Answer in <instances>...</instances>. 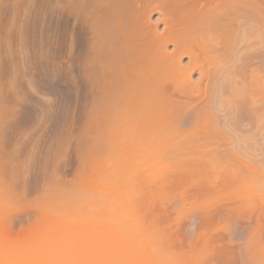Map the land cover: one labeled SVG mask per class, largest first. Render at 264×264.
Wrapping results in <instances>:
<instances>
[{"label": "rangeland", "instance_id": "obj_1", "mask_svg": "<svg viewBox=\"0 0 264 264\" xmlns=\"http://www.w3.org/2000/svg\"><path fill=\"white\" fill-rule=\"evenodd\" d=\"M69 1L0 0V264H157L159 262V264H170L169 262L175 264V261H177L176 264H264V175H262L264 170H262L263 172L260 171L264 167V161H261L264 160V154H262L264 151L261 148L264 147V144L256 134V126L254 129L256 108L261 110L260 107L254 103V106L248 107L251 109H247V111L246 106L240 105L241 109L235 106V112L232 107H229V112L226 108L222 114H218V117L216 114L218 111L214 112L211 108V95L201 98L193 89L194 85L201 83L199 90L202 92L200 88L202 87V80H199V72L193 69L189 73L191 81L189 83L193 85H191L193 88L191 86L186 87L184 91L172 90L171 88L169 90V87L167 88V94L169 93L167 95V98L169 97L168 104L174 110L179 106L184 111H188L175 115V111L172 109L174 122L170 116L172 115L171 112H164L165 114L162 113L161 116L155 118V122H157L158 117H161L159 120L160 132L162 135L166 134V136L163 135L159 142L157 141L160 147L155 148L153 155L148 152L149 147H144V144L147 143L145 140L142 141L143 143L141 142L138 150L137 148L134 149L135 133L131 134L132 131L135 132V126L133 128L135 123V98L132 97L133 95L135 97V70H133L132 75L130 73L123 78L120 74L117 75L118 70L120 66L125 68V61L128 62L126 68L130 67V64L135 67V33H137V39L139 40L151 41L153 39L156 41L157 37L163 39L162 34L167 32L163 36L165 39L162 43L164 52L171 55L175 54V48H173L175 42L171 37L172 35L168 36L171 33L168 32V28L169 31H172L170 30L173 28L172 26L175 24V29L176 24L179 25L181 21L178 18L175 21V17L174 23L171 21L173 16L169 15L171 13L168 11L170 10V0H119V2L116 0V3L118 2L120 6H123L127 16V20L122 27L124 29L121 28V32L129 36L128 41L124 37V42L126 41L127 44L131 41L128 44L132 46L127 45L129 49L126 48L128 51L125 49L127 53L123 54V50L118 49L117 51V42L115 45L117 48L113 47L108 53L106 45L100 41L103 36L100 37L101 34L98 33V29L92 27L95 25L91 26V21L93 17L94 20H97L105 15L106 19L104 18L102 22L107 25L108 22L105 24V21L107 20L106 14L109 7L107 5H103L104 8L101 5L98 6V4H101L99 0L96 5L97 0H92L93 3L91 0H85L86 4H89L88 7H90L88 11H85L80 6L79 1ZM164 1L167 2L163 3ZM74 3L76 4L74 5ZM180 3L191 4L192 1L180 0ZM205 3L206 0H202L200 6ZM71 5H74L73 9ZM95 6L98 9L100 7L101 15L99 11H95L97 9ZM73 10H76V13ZM166 15L170 17L167 18ZM82 16L87 17V20ZM168 19L170 24L172 22L173 25L170 26ZM165 21L168 22L167 24L171 28L168 26L166 30L165 25L167 24ZM110 34L113 37L118 36L117 32ZM91 40L94 43V48ZM95 41L98 42L99 50H102L103 46L106 49L107 52L104 51L106 58L104 52H102L103 57L100 56L101 59L97 58L101 54V50L97 54L95 50L98 49L95 46ZM145 48V45L138 47V49ZM257 49L247 52L248 55L245 54L244 59L239 58L240 63L238 64L241 68L237 69H241L239 72H241L242 77L250 83L252 77L253 79L258 78V76L259 78L262 76L261 79L264 78V68L261 60L263 54L260 55V49L259 51ZM179 50L182 49L179 48ZM114 51L122 52V56L120 53L115 52V61ZM176 52L178 54V51ZM196 53L201 65L205 67L209 58L204 56L200 50ZM119 55L122 58L119 59ZM178 55L181 66L187 67L189 55ZM90 57L94 58L93 61L91 60L92 62ZM95 58H97V61ZM87 61H90V63ZM94 62L97 65L99 62L101 66H97ZM103 62L107 64L105 69ZM110 68L111 72L114 71L115 73L108 74L111 73ZM101 69L105 70L106 75L103 74L104 71L102 72ZM109 75L110 77H108ZM253 79L251 86L246 82L251 88L248 87L249 94L253 99H255V96L257 100L259 97L261 98L259 104L262 105L263 111L264 91H262V88L264 90V87L261 88V86L264 85V79L261 81L260 87L257 85L260 81L257 79L258 82L255 80L254 84ZM101 82L105 85L103 86ZM124 83L125 86H123ZM94 85L97 87H93ZM112 85L120 89L115 88L112 91L114 87ZM255 86H258L261 90L257 91ZM104 88L106 91H104ZM117 92L119 93L117 94ZM259 92H262V94ZM120 95L125 96V98L122 97L124 100L121 99ZM130 95L133 99L129 98ZM111 106L117 108V111H112ZM205 106L211 108V114L207 109L204 111L203 107L205 108ZM242 108L245 110L243 109V111ZM191 110H198L199 115L197 112L195 114L191 112L192 114H190L189 111ZM258 110L257 112H259ZM212 111L218 119L215 115H212ZM237 111H240L238 112L239 117L236 114ZM205 112H208L207 115L211 116L212 126L208 124L211 118ZM185 113L190 114V116ZM129 114L131 115L129 116ZM115 115L118 118L120 116V119L121 116L123 118L125 115L128 124L129 121L130 124L131 121L133 122L132 126L129 125L128 127V124L124 127L121 126L119 123L121 120L116 119ZM192 115H195V117L197 115V117L194 118ZM249 116H252V119ZM222 117L226 118L223 119ZM113 118L114 120H112ZM191 118L194 119L191 120ZM227 118H229L228 122L226 121ZM231 118H233L234 125ZM235 122L237 125H235ZM222 123L227 130L220 127ZM114 124L116 127L119 125V129L120 127L123 130L130 128L129 132L128 130L123 131L122 134L125 138H122L125 141L122 139V143H118L121 138L118 137L119 139L116 140L115 134L119 135L117 131L120 130L118 127L113 129ZM249 127L252 128L246 131L245 128L248 129ZM231 129L237 132L235 135L238 137H233L237 140L236 142L228 132ZM103 131L109 134L113 132L112 134L115 136L114 149L109 147V150L113 149L115 151L113 152L117 154L115 157L110 158L113 152H109L108 147L105 150L106 147L102 149L103 147L97 146ZM127 132H131L128 136L133 137V139L130 137L133 143L132 141L129 142ZM247 135L253 136L254 139L251 137L252 140L249 139V141ZM173 140L176 144L170 143L172 145L170 151V148L167 149L169 147L167 144L173 142ZM239 140L240 142H238ZM183 144L186 145L182 146ZM129 147H131V150ZM247 147L262 159L254 157L255 154L252 153V155L251 150ZM122 148L125 151L122 152ZM174 149L179 152V155H173L176 153H172V150L175 151ZM103 150L106 153L109 152L110 155L112 154L111 156L108 155L110 159L116 158L118 162L115 163V160H110L106 157L107 155L103 157L102 153L105 155ZM116 151L118 152L116 153ZM139 153L143 156L147 154L149 158L152 157L153 161L156 159L157 162L150 164L153 161L148 163L149 160L145 157V159H141L142 155L138 156V159H140L138 160L136 157ZM163 153L165 155L166 153H172L171 159ZM242 153L243 155H241ZM231 154H233V157H230ZM237 155L241 156L237 157ZM131 159H135V162ZM132 164H135L134 166L138 170L141 167V171L132 174L133 170L132 173L129 171L131 168L134 169L131 166ZM87 168H90V170L87 171ZM125 168L128 177L130 176L129 179L132 178L129 181L127 177L124 178L127 175ZM137 168L134 171H137ZM114 170L118 173H115ZM152 173L154 174L152 175ZM113 176L117 177L116 181ZM262 176L263 182H261V185L259 180ZM111 178L115 182L111 181ZM117 181L118 183H116ZM111 182H113V185L117 184L116 187H118L112 186ZM119 183L121 184V190L119 189ZM135 183H137L138 188ZM111 186L114 188H111ZM122 186H124V189L128 186L126 190L129 191L126 192L125 190L123 192ZM73 189L76 191L72 192ZM68 190L67 196L71 192L74 195L75 193L82 195V198H84L85 193L92 195L94 192L97 193L94 194V198L97 195L99 196L100 192L103 197L105 192L104 199L106 196H108L107 199L111 195L114 196L113 190H116L115 193L118 198H116V195L112 196L115 199L114 202L111 201V198L110 203H108L109 200L107 199L104 200L100 197L103 200L99 202V197H96L99 198L97 200L91 196L90 201L95 200L92 202L95 206H89L92 203L86 202L87 205L80 204L81 207L77 205V208L80 207V209H77L75 205L79 198L73 200L76 197L75 195L72 198L73 194H70L73 195L70 196L71 198L69 197L70 199L66 198L65 193ZM77 190L79 193H77ZM107 190L110 191H108L109 194ZM118 191L126 194L121 193L119 195L117 194ZM62 193L65 195L63 196ZM122 195L123 198L126 195V198L129 197L125 198L127 201L124 199L126 202L123 200L122 203ZM88 197L90 196H87L85 201H89ZM46 199H49L48 201H51V203L49 204ZM59 199L64 201H59ZM129 199L130 201H128ZM133 199L138 201L136 206ZM85 201L82 200V202ZM119 201L123 204L121 209L125 207L128 211L131 206L133 213L130 208L131 212L128 211L125 215L124 213L121 215V212H124L122 210L120 212L121 216L118 215L119 217L116 218L120 211V208L118 211V207H116V202ZM131 201H133V206L130 205L132 204ZM66 203H69V205ZM43 204L46 205L43 206ZM70 204H75L74 209ZM85 206L91 208L86 211ZM109 206L112 207V210ZM113 208L117 209L118 212L114 211ZM62 209L64 210L63 213L61 212ZM109 210L114 211L113 214ZM74 211V217H72ZM78 211L79 213L83 212V214L79 216ZM66 212H70L68 213L70 215L68 216ZM108 213L111 214V218H108ZM131 213L136 216L132 215L131 217ZM113 215L114 219L112 218ZM129 215L128 219L127 216ZM67 216L70 218H67ZM127 223L132 224L133 227L126 226ZM119 225L126 226L125 229L128 233L123 232L124 228L123 230L118 229ZM144 227H147V229L143 230ZM135 228L136 230L142 228V230H137L139 236L136 233L133 234L136 231ZM142 236L148 239L144 240ZM149 238L151 239L149 240ZM142 240L144 241L141 242ZM140 244L141 246H139ZM144 246H148V249ZM144 248L147 250H144ZM150 251L151 253H149ZM157 252H160L161 255ZM166 255L165 263L163 257H166ZM248 258L255 261L250 262ZM158 260L160 261L157 262Z\"/></svg>", "mask_w": 264, "mask_h": 264}, {"label": "bare ground", "instance_id": "obj_2", "mask_svg": "<svg viewBox=\"0 0 264 264\" xmlns=\"http://www.w3.org/2000/svg\"><path fill=\"white\" fill-rule=\"evenodd\" d=\"M72 1V0H71ZM75 1V0H74ZM73 1V2H74ZM76 1H79L80 2V6L85 10V11H88V9H90V7H88V5L86 4V2H85V0H76ZM88 1V0H87ZM92 1V0H91ZM91 1H89V2H91ZM100 2H101V4H98V0H97V3L95 2V5L96 4H98V6H103V5H107L108 7H109V11L107 12V14L106 13H104V12H106V10H104V9H102V10H104V14H106V17H107V20H109V21H105V24H107V22H108V24L107 25H104L103 24V22H102V20L104 21V18H105V15H103V13H102V15L104 16V17H101L100 19H101V21H100V19L98 18L97 20H94V17H93V20L92 21H94V22H92L91 21V26L92 25H95V26H92V27H96L95 29L98 31V33L99 34H101L100 35V37H102L103 36V38H100V41L101 42H103L104 43V45H106L105 47H107L106 49H108L107 51H108V53H110V50L113 48V47H115V45H116V43L118 42V48H117V46L115 47V48H117V51H118V49L120 50V51H122L123 50V54L124 53H127V52H125V49L126 48H128V46L127 45H129L130 43L129 42H131V41H129L127 44L125 43L126 41H128V37L129 36H127L126 35V33L124 34V32H121L122 31V29H124V28H122L123 27V25L125 24V22H126V20H127V16H126V12H125V10H124V8H123V6H120L119 4H118V2H119V0H118V2L116 3L115 1L116 0H99ZM168 1V0H167ZM166 1V2H167ZM192 1V3L191 4H185V3H183V4H181L180 3V0H170V3L171 4H169L170 5V10H168L169 11V13H171V14H169V13H166V14H169V15H171V16H173L172 18H173V20H172V18H171V21L174 23V17H175V21L177 20L176 18H178V20L179 21H181V23L179 24V25H177L176 24V28L174 29V26H175V24H174V26H172L173 28L172 29H170V30H172V31H169V28H168V26H169V24H170V20H169V24H167L168 22L167 21H165L166 22V24L167 25H165V28H166V30H167V28H168V32L170 33H168L169 35L168 36H171L172 37V39H173V41L175 42L174 44H175V47L173 46V48H175V51H174V53L175 54H173V55H171L170 53L169 54H166V53H168V52H164L165 50L163 49V45H162V43L165 41V39H164V35L167 33H165V34H162L163 36H162V38L163 39H161L160 37H157V40L156 41H154L153 39L150 41V40H139V39H137V33H135V67H132L131 66V64L129 65L131 68H133L132 69V71H131V68L130 67H128V68H126V66H128V62L127 61H125V68L124 67H122V66H120V72H119V70H118V74L117 75H121L122 76V78L123 77H125V76H127V75H129L130 73H131V75L133 74V70H135V90H134V94H135V97H134V95L132 96L133 98H135V112H134V115H135V123L133 124V122L131 121V124H133V128H134V126H135V129H134V131L135 132H133L132 131V134H131V132L130 133H128L129 132V130H130V128L129 129H127L128 130V132H127V137L130 139L129 140V142L130 141H132L131 140V138L130 137H132V136H128L129 134H131V135H133L134 133H135V137H134V142L135 143H133V141H132V143L133 144H135V147H134V149H136L137 148V150H138V147L140 146V144H141V142L142 141H144L145 140V142H147L146 144H144L145 146L144 147H149V151L148 152H150V154L151 155H153V151L155 150V148H159L160 147V145H158V143H157V141L159 142V139H161V137H163V135L164 136H166V134H161V132H160V128H161V125H160V123H159V120L161 119V117H158V119H157V122H155V118L157 117V116H161L162 115V113L163 114H165V113H168V112H171V114H172V109H173V107L172 106H170L168 103V100H169V97L167 98V95H169V93L167 94V88L169 89V90H179V91H184L185 89L184 88H186V87H190L192 84H190L189 83V81H190V74L189 73H191L192 71H193V69H195V70H197V72H199L198 73V76L200 77L199 78V80L201 81L202 80V87H200L201 89H202V92H200V90H199V85H201V83L198 85H194L195 87L193 88L192 86V88L195 90V92L197 93V94H199L198 95V97H201V98H206V96H209V95H211V98H212V107L211 108H213V111L214 112H217L216 114L218 115V114H222V112L223 111H225V109L226 108H228L227 110H228V112L230 111L229 110V107H232L233 108V110H234V108L236 109V107L235 106H237L238 107V109L240 108L241 109V106L240 105H244V107L246 106L247 108H246V110L247 109H251V108H248V107H250L251 105H253L254 106V103H255V105L256 106H259L260 107V109L261 110H258L256 107V113H255V117H256V119H255V121H256V123H257V125H256V123H255V125H254V129H255V126H256V128H257V132H256V134H257V136H259V138L262 140V142H263V144H264V110L262 111V108L263 107H261L262 105L261 104H259V103H261V98L259 97V99L257 100V97L255 96V99H256V101H255V99H253V97L249 94V90H248V87L250 88V86H251V84H252V79H253V77H252V79H251V83L250 82H247V80L246 79H244L243 77H242V74H241V72H239V70H241V69H237V68H241L240 67V65L238 64V63H240L239 61H240V59L242 58V59H244L248 54H247V52H249V51H251V50H253L254 49V51H255V49L256 48H258L257 50L259 51V49H260V55L261 54H263V55H261V56H263V58L261 57V60H262V63H263V68H264V0H206V3L204 4V5H201L200 6V2L202 1H200V0H191ZM68 2H70L69 0H68ZM99 2V3H100ZM103 2H105V3H103ZM121 2V1H120ZM125 2V1H124ZM165 1L163 2V3H166ZM92 3H93V1H92ZM169 3V2H168ZM76 3H74V5H75ZM77 4H78V2H77ZM123 4V3H122ZM121 4V5H122ZM73 5V6H74ZM72 6V5H71ZM72 6V9L74 8ZM125 6V5H124ZM168 6V5H167ZM80 7V10L82 9ZM95 7H97V6H95ZM107 7V8H108ZM169 7V6H168ZM78 8V7H77ZM103 8H104V6H103ZM106 8V7H105ZM106 8V9H107ZM91 9H92V6H91ZM99 9H100V7H99ZM99 9H98V7H97V9H95V11L97 10V11H99ZM169 9V8H168ZM94 10V9H93ZM73 11H75V13H76V10H73ZM167 11V12H168ZM93 13H94V11H93ZM101 13V10L99 11V14ZM79 13L77 12V15H78ZM95 14V13H94ZM96 14H98V13H96ZM160 14V13H159ZM81 15V14H80ZM79 15V16H80ZM101 15V14H100ZM127 15H129V13H127ZM162 15V14H161ZM87 17H88V15H86ZM97 16V15H96ZM164 16V15H163ZM163 16H161V17H163ZM82 17H85V16H82ZM87 17H85L84 19L85 20H87ZM98 17V16H97ZM165 17H167V18H169L170 16H168V15H166ZM167 18H166V20H167ZM106 19V18H105ZM111 20V21H110ZM160 20H162V19H160ZM163 20H164V18H163ZM112 22V23H111ZM164 22V21H163ZM171 22V24H170V26L171 25H173V23ZM93 23V24H92ZM165 24V23H164ZM87 25V24H86ZM169 26V27H170ZM122 28V29H121ZM171 28V27H170ZM94 29V28H93ZM89 30V29H88ZM95 30V31H96ZM96 31V32H97ZM101 31H102V33H101ZM92 32V31H91ZM114 32H117L118 33V36H111V34L110 33H114ZM126 32V31H125ZM104 33V35H102ZM92 35V34H91ZM124 37H126V41L124 42ZM92 38H94V37H92ZM91 38V39H92ZM170 38V37H169ZM171 39V40H172ZM130 40V39H129ZM91 42H92V40H91ZM100 42V43H101ZM93 43V42H92ZM96 43H97V45H96ZM99 45H101V44H99ZM141 45H145L146 46V48L145 49H138V47L139 46H141ZM93 48H94V43H93ZM95 46H97L96 48L98 49V50H95V51H97V54H99V52H100V50H99V48H98V42L97 41H95ZM102 46V45H101ZM127 46V47H126ZM130 47L132 46V45H129ZM89 47V46H88ZM115 48H114V50H115ZM179 48H181L182 50H179ZM104 46H103V48H102V50H101V54H99V57H97L96 56V54H95V56L97 57V58H99V59H101L103 56V54H102V52H107L106 51V49H104ZM129 49V48H128ZM94 49H92V51H93ZM199 50L201 51V53L204 55V56H206L207 58H209V61H208V63L206 62V66L205 67H203L202 65H201V62H200V60H199V58L197 57V53L196 52H199ZM256 50V51H257ZM113 51V50H112ZM117 51H114V53L115 52H117ZM126 51H128L127 49H126ZM176 51H178V54H188L189 56H188V66L186 67V66H181V64H180V61H178V59H179V55L177 54V52ZM90 52H91V50H90ZM94 52V51H93ZM105 52H104V56H105ZM262 52V53H261ZM95 53V52H94ZM113 53V52H112ZM118 53H120L121 54V56H122V52H117V54ZM91 54H93V53H91ZM90 54V55H91ZM245 54H246V56H245ZM94 55V54H93ZM114 55V54H113ZM125 55H127V54H125ZM125 55H123V56H125ZM100 56H101V58H100ZM115 56H116V53H115V55H114V61L116 60L115 59ZM120 55L118 56L119 57V59L120 58H122ZM244 56V57H243ZM108 57V56H107ZM91 59H90V61L92 60V59H94V58H92V57H90ZM97 58H95V60L97 61ZM105 58H106V56H105ZM104 58V59H105ZM110 58V57H109ZM113 58V57H112ZM125 58V57H124ZM240 58V59H239ZM89 60V59H88ZM94 60V61H95ZM113 60V59H112ZM111 60V61H112ZM126 60V59H125ZM90 61H87L88 63H90ZM93 61V60H92ZM91 61V62H92ZM95 61V62H96ZM99 61H101V60H99ZM119 61V60H118ZM237 61V62H236ZM86 62V63H87ZM94 62V63H95ZM106 62V61H105ZM109 62V61H108ZM117 62V61H116ZM104 63V62H103ZM107 63V62H106ZM106 63H104L105 64V67H104V69L106 68ZM119 63H120V61H119ZM92 64V63H91ZM96 65H97V63H95ZM95 64H93V65H95ZM103 64V65H104ZM122 64H124L123 62H122ZM121 64V65H122ZM235 64H237V65H239L238 67H237V65H235ZM97 66H101V65H99V62H98V65ZM96 66V67H97ZM121 67H122V70H121ZM99 68V67H98ZM100 68H102V67H100ZM112 68V67H111ZM111 68H110V72H111ZM124 68V69H123ZM135 68V69H134ZM96 69V68H95ZM93 70H94V68H93ZM102 70V72L104 71V73L103 74H105V70H103V69H101ZM109 70V69H108ZM116 70V69H115ZM261 71V70H260ZM95 72V71H94ZM106 72H107V70H106ZM109 72V71H108ZM113 73H115L114 71H112ZM112 72L111 73H108V74H112ZM91 73V72H90ZM96 73H98V72H96ZM261 73V72H260ZM264 73V72H263ZM106 75V74H105ZM110 75L108 76V77H110ZM264 75V74H263ZM260 76H261V74H260ZM102 76L100 75V78H101ZM106 77V76H105ZM112 77H114V76H112ZM112 77H111V79H112ZM262 77V76H261ZM261 77L259 78V76H258V78H256V79H253V81H254V84H255V80L257 81V79L260 81V82H258V84H257V82H256V84L259 86L260 84H262V80L264 79H261ZM120 78V77H119ZM118 78V79H119ZM121 78V79H122ZM109 79V78H108ZM115 79V78H114ZM125 79V78H124ZM104 80V79H103ZM123 80V79H122ZM97 81V80H96ZM118 81V80H117ZM117 81H115V82H117ZM120 81V80H119ZM249 81H250V79H249ZM264 81V80H263ZM104 83H105V81H103ZM103 82H101V83H103ZM109 82H111V81H109ZM108 82V83H109ZM124 82V81H123ZM191 82V81H190ZM249 83L250 84V86H248L249 84H247V83ZM103 83V86L105 85ZM122 83V82H121ZM194 84V83H193ZM253 84V85H254ZM96 85H97V83H96ZM110 85V84H109ZM131 85H132V82H131ZM100 86H102L101 84H100ZM103 86L101 87V88H103ZM112 86H114L113 88H112V91L113 90H115V88L116 89H120V88H117L115 85H112ZM118 86H119V84H118ZM122 86V85H121ZM123 86H125V83H124V85ZM133 86V85H132ZM256 87L255 86V88H256V90L258 91V90H261L259 87L261 86H259V87ZM91 87H92V85H91ZM93 87H95V85L93 86ZM97 87V86H96ZM95 87V88H96ZM129 87V86H128ZM262 87H264V85L262 84V86H261V88ZM109 88V87H108ZM107 88V89H108ZM171 88V89H170ZM254 88V89H255ZM258 88V89H257ZM127 89V88H126ZM133 89V88H132ZM251 89V88H250ZM253 89V88H252ZM127 90H130L129 88L127 89ZM256 90H255V93H256ZM104 91H106L105 90V88H104ZM103 91V92H104ZM118 91V90H117ZM120 91V90H119ZM125 91V90H124ZM262 91H264L263 90V88H262ZM254 92V91H253ZM96 93V92H95ZM119 92H117V94H118ZM259 93H261L262 94V92H259ZM109 94V93H108ZM115 94V93H114ZM123 94H124V92H123ZM128 94V93H127ZM116 95V94H115ZM96 96V95H95ZM99 96V95H98ZM115 97V96H114ZM119 97V96H118ZM120 97H121V99H123V98H125V96L124 95H120ZM123 97V98H122ZM126 97H127V95H126ZM131 97V95H130V99L132 98ZM128 98V97H127ZM132 98V99H133ZM101 99H103V98H101ZM105 99V98H104ZM107 99V98H106ZM96 100V99H95ZM114 100V99H113ZM124 100V99H123ZM129 100V99H128ZM203 100V99H202ZM99 101V100H98ZM110 101V100H109ZM108 101V102H109ZM117 101V100H116ZM132 101V100H131ZM130 101V102H131ZM112 102H114V101H112ZM126 102H127V99H126ZM129 102V103H130ZM100 103V102H99ZM117 103V102H116ZM121 103H123V102H121ZM109 104V103H108ZM207 104H209V103H207ZM110 105V104H109ZM122 105V104H121ZM128 105V104H127ZM126 105V106H127ZM210 105V104H209ZM116 106V105H115ZM129 106H131V105H129ZM103 107V106H102ZM101 107V108H102ZM207 107V108H206ZM111 108H112V106H111ZM115 108V107H114ZM112 108L113 110L112 111H117V108ZM211 108H208V106H205V108L203 107V109H204V111H205V109H207V111L208 112H210L211 111ZM254 108V109H255ZM103 109V108H102ZM119 109V108H118ZM202 109V110H203ZM244 108H242V110H243ZM253 109V108H252ZM107 110V109H106ZM174 110V109H173ZM222 110V111H221ZM233 110H231V111H233ZM245 110V109H244ZM243 110V111H244ZM257 110L259 111V112H257ZM95 111V110H94ZM132 111V110H131ZM175 115H179V114H183V112H187L188 110H186V111H184V109L182 108V107H179V106H177L176 108H175ZM198 111V110H197ZM196 110H191V111H189L190 112V114H192L193 112V114H195V112H197ZM212 111V112H213ZM219 111H221V113H219ZM241 111V110H240ZM240 111H237L236 112V114L238 115V112H240ZM242 111V112H243ZM248 111V110H247ZM250 111V110H249ZM252 111V110H251ZM128 112V111H127ZM127 112H126V114H127ZM165 112V113H164ZM192 112V113H191ZM208 112H205V114L207 115V113ZM214 112H213V114L212 115H215L216 116V114H214ZM234 112H235V110H234ZM253 112H255V111H253ZM246 113H248V112H246ZM125 114V113H124ZM132 114V113H131ZM131 114H129V116L131 115ZM185 114H188V113H185ZM190 114H188V116H190ZM197 114H198V112H197ZM202 114H203V112H202ZM204 114V116L206 117V115ZM210 114H211V112H210ZM230 114V113H229ZM228 114V115H229ZM231 114H234V113H231ZM240 114V113H239ZM254 114V113H253ZM120 115V114H119ZM118 115V116H119ZM199 115V114H198ZM247 115V114H246ZM249 115V114H248ZM247 115V116H248ZM252 115V114H251ZM107 116L109 117V115L107 114ZM117 115H115V118L116 119H120V116H119V118L118 117H116ZM171 116V119L173 120V114L172 115H170ZM194 118H196L197 117V115H196V117H195V115H192ZM208 116V115H207ZM233 117L235 116V115H232ZM243 116V115H242ZM244 116H245V113H244ZM247 116H246V118H247ZM113 117V116H112ZM204 117V118H205ZM209 118H211V116H208ZM208 117H207V119H208ZM214 117V116H213ZM217 117V116H216ZM218 117H219V115H218ZM218 117H217V119H218ZM230 117H231V115H230ZM238 117H239V115H238ZM249 117H251V119H252V116H249ZM134 118V117H133ZM193 118V119H194ZM199 118H202V117H199ZM203 118V119H204ZM223 118V117H222ZM226 118V117H225ZM225 118H223V119H225ZM125 119V121H123L122 122V120H124ZM127 118H125V115H124V117L122 118V116H121V121L119 122L120 123V125L122 126L123 125V127H124V125H126V124H128V120H126ZM129 119V118H128ZM192 118H191V120H193ZM213 119H215V118H213ZM220 119V118H219ZM232 119V122H233V118H231ZM238 119V118H237ZM112 120H114V118L112 119ZM131 120V119H130ZM134 120V119H133ZM198 120V119H197ZM212 120V118L209 120V123L208 124H210V126H212L213 125V122L211 121ZM227 120H229V118H227L226 119V121ZM249 121H250V119H248ZM126 121H127V123H126ZM196 121V120H195ZM194 121V122H195ZM208 121V120H207ZM212 122V124H211V122ZM114 122V121H113ZM112 122V123H113ZM121 122H122V124H121ZM173 122H174V120H173ZM197 122V121H196ZM195 122V123H196ZM202 122V121H201ZM223 122H224V120H223ZM228 122V121H227ZM232 122H231V124H232ZM238 122V121H237ZM239 122H240V120H239ZM251 122V121H250ZM253 122H254V120H253ZM92 123V122H91ZM198 123V122H197ZM203 123H205L204 121H203ZM130 124V121H129V124H128V127H129V125L130 126H132ZM192 124H193V121H192ZM220 125H222V126H220V127H222V129L224 128V124L222 123V124H220ZM228 125V124H227ZM233 125H234V122H233ZM235 125H237L236 124V122H235ZM250 125V124H249ZM252 125V124H251ZM119 126V125H118ZM117 126V127H118ZM105 127V126H104ZM113 127V129L116 127L115 126V124L112 126ZM116 127V128H117ZM240 127V126H239ZM88 129H89V126L87 127ZM115 128V129H116ZM121 128L122 127H120V129H119V127H118V129L120 130V131H117L118 133H119V135H117V134H115L116 135V140H118L119 138H121L120 140H118V143H122L121 141H122V139H124L125 137L123 136V131L124 132H126L125 130H123V128H122V130H121ZM133 128H131V129H133ZM226 128V127H225ZM223 129V130H227V129ZM238 128V127H237ZM241 128V127H240ZM239 128V129H240ZM252 128V127H251ZM250 127L248 128V129H246L245 128V130L247 131V130H249V129H251ZM106 129V128H105ZM234 129H235V127H234ZM234 129H231V131L233 130V132L231 133V131L229 130L228 132H229V134H230V136H232L231 138H235V137H238V136H236L235 135V133H237ZM243 129V128H242ZM107 130H109V129H107ZM111 130V129H110ZM241 130V129H240ZM122 131V132H121ZM242 131V130H241ZM94 132V131H93ZM170 132V131H169ZM250 132V131H249ZM113 133V132H112ZM112 133H106V132H104L103 131V133H102V135H100V137H99V143H98V145L96 144V143H94V144H96L97 146H99V147H103L102 149H104L105 147V150L107 149V147H108V151L109 152H113L114 150V147H113V143L115 142V136L112 134ZM115 133V132H114ZM242 133H245V132H242ZM112 134V135H111ZM122 134V135H121ZM125 134V133H124ZM247 134V133H246ZM254 135H255V133H254ZM244 136H246L245 134H244ZM119 137V138H118ZM122 137H124V138H122ZM249 137V138H248ZM253 138V136H251V135H247V138H248V140L249 139H251L252 140V138ZM95 138V137H94ZM230 138V137H229ZM233 138V139H234ZM246 138V137H245ZM255 138H257V137H255ZM85 139V138H84ZM132 139H133V137H132ZM254 139V138H253ZM147 140V141H146ZM222 140H223V137H222ZM235 140V139H234ZM241 140V139H240ZM240 140L238 141V142H240ZM248 140H245V141H248ZM123 141H125V139L123 140ZM186 141V140H185ZM184 141V142H185ZM237 140H235V142H236ZM250 141V140H249ZM168 142V141H167ZM237 142V143H238ZM90 143V142H89ZM93 143V142H92ZM143 143V142H142ZM169 144L170 143H174V144H176V142L173 140V142H168ZM116 144V143H115ZM127 144H128V142H127ZM131 144V143H130ZM160 144V143H159ZM167 144L168 146V148L167 149H169L170 151H171V147H172V145L170 144ZM177 144H178V146H179V143H178V141H177ZM238 144H241V143H238ZM87 145V144H86ZM101 145V146H100ZM117 145V144H116ZM132 145V144H131ZM147 145V146H146ZM184 145H186V144H183L182 146H184ZM88 146V145H87ZM130 146V145H129ZM142 146H143V144H142ZM159 146V147H158ZM241 146V145H240ZM109 147L110 148H113V149H110L109 150ZM124 148V147H123ZM123 148H122V152L123 151H125V150H123ZM130 148V150H131V147H129ZM133 148V147H132ZM143 148V147H142ZM248 149H249V147H247ZM262 148V150L264 151V147H261ZM84 149H85V147H84ZM141 149V147L139 148V150ZM90 150V149H89ZM100 150V149H99ZM133 150V149H132ZM175 151H173L172 150V153H174V152H176V153H174L173 155H175V154H178L179 155V152L178 151H176V149H174ZM249 150H251V154L252 153H254L253 151H252V149H249ZM104 151V150H103ZM169 151V152H170ZM256 151H258V150H256ZM105 152V151H104ZM109 152H105V155H104V153H102V156L103 157H105L106 155V157L107 158H109V156H111L112 154L114 155H112L110 158H112V157H115L117 154H115L114 152L110 155V154H108ZM118 151H116V153H117ZM120 152V151H119ZM131 152V151H130ZM168 152V151H167ZM178 152V153H177ZM230 152V151H229ZM164 153H165V150H164ZM163 153V154H164ZM171 153V154H172ZM234 153V152H233ZM131 154H133V153H131ZM171 154H169V153H166V157L167 156H171ZM224 154H226V153H224ZM229 154V153H228ZM255 154V156L254 157H258L257 155H256V153H254ZM260 154V153H259ZM262 154H264V152H262ZM262 154H260V156H262ZM88 155V154H87ZM109 155V156H108ZM135 155H136V153H135ZM139 155H142V154H138L137 155V159H138V156ZM233 154H231V156L230 157H233L232 156ZM241 155H243V153L241 154ZM240 155V156H241ZM253 155V154H252ZM92 156V155H91ZM90 156V157H91ZM143 156V155H142ZM141 156V159L142 158H146L147 160H149L148 161V163H150V162H152L153 161V158L152 157H150L149 158V156L146 154V155H144L143 157ZM177 156V155H176ZM225 156H227V155H225ZM229 156V155H228ZM239 155H237V157H240ZM135 157V156H134ZM165 157V158H166ZM169 157H168V159H169ZM245 157V156H244ZM246 157H247V155H246ZM253 157V158H254ZM264 157V156H263ZM85 158V157H84ZM109 158V159H110ZM132 158H133V156H132ZM144 158V159H145ZM163 158H164V156H163ZM173 158V157H172ZM249 158H251V156H249ZM261 157H258V159H260ZM86 159V158H85ZM90 159V158H89ZM151 159V160H150ZM170 159H171V157H170ZM234 159V158H233ZM236 159V158H235ZM237 159H239V158H237ZM247 159V158H246ZM245 159V160H246ZM255 160H256V158H254ZM262 159V158H261ZM260 159V160H261ZM110 160H112V159H110ZM113 160H115V163H116V161H117V159L115 158V159H113ZM112 160V161H113ZM132 160V159H131ZM138 160H140V159H138ZM240 160H241V158H240ZM132 161H134L135 162V159L134 160H132ZM244 161V160H243ZM249 161V160H248ZM251 161H252V159H251ZM262 162L264 161V160H261ZM118 162V161H117ZM155 162H157V160L156 159H154V161L152 162V163H150V164H154ZM250 162V161H249ZM253 162V161H252ZM251 162V163H252ZM257 162V161H256ZM262 162H261V164H262ZM93 163V162H92ZM91 163V164H92ZM260 163L258 162V165H259ZM127 165V164H126ZM135 165V164H134ZM133 164L131 165V166H133V168L134 169H128L129 171H131V173H132V170H133V173L132 174H134V172H138V171H141V167H140V169L138 170V168L137 167H135ZM255 165H256V163H255ZM90 166V165H89ZM128 166V165H127ZM260 166V165H259ZM86 167V166H85ZM130 167V166H129ZM262 167V166H261ZM260 167V168H261ZM83 168H84V165H83ZM137 168V171H134L135 169ZM264 168V167H263ZM263 168H261V170L260 171H262V170H264ZM126 169V168H125ZM88 170H90V168L88 169L87 168V171ZM116 170H114V172H115ZM117 171H118V169H117ZM126 171H127V169L125 170V173H126ZM259 171V170H258ZM260 171H259V173H260ZM119 172V171H118ZM118 172H115V173H118ZM122 172V171H121ZM155 172V171H154ZM256 172V171H255ZM263 172V171H262ZM129 173V172H128ZM127 174V173H126ZM136 174V173H135ZM154 173H152V175H153ZM253 174H255L254 172H253ZM115 175V174H114ZM118 175V174H117ZM116 175V176H117ZM122 175V174H121ZM149 175H151V174H149ZM151 175V176H152ZM259 175V174H258ZM262 175H264V174H262ZM116 176H113L114 177V179H115V181H116V179H117V177ZM155 176V175H154ZM156 176H157V174H156ZM253 176V175H252ZM259 176H261V175H259ZM258 176V177H259ZM116 177V178H115ZM128 178L127 180L129 181V180H131V179H129V177H128V174L124 177V178ZM135 177V176H134ZM153 177V176H152ZM119 178H120V176H119ZM118 178V180H120ZM254 179H255V177H253ZM257 178V177H256ZM261 178V180H259V182H260V184L262 185V183L261 182H263V176L262 177H260ZM259 178V179H260ZM122 179H123V177H122ZM258 179V178H257ZM111 181H113V182H115L114 180H113V178H111ZM113 182H111V184L113 183ZM125 182V181H124ZM133 182V181H132ZM108 183H110L109 181H108ZM107 183V184H108ZM116 183H118V181L116 182ZM120 183H121V181H120ZM119 183V184H120ZM122 184V183H121ZM121 184L119 185V189L121 190ZM126 184L127 185H129L128 184V182H126ZM131 184V183H130ZM134 184V183H133ZM137 183H135V185H136ZM256 184V183H255ZM48 185V184H47ZM117 185V184H116ZM116 185H113L112 184V186H114V187H116ZM54 186V185H53ZM74 186V185H73ZM111 186V188H114V187H112ZM124 186H125V183H124ZM124 186H122L123 187V189H122V191L124 192L126 189H127V187H126V189H124ZM131 186H132V184H131ZM51 187H52V185H51ZM118 187V186H117ZM116 187V188H117ZM136 187L138 188V186L136 185ZM53 188V187H52ZM92 188H93V186H92ZM109 188V187H108ZM134 188V187H133ZM47 189V188H46ZM55 189V188H54ZM77 189H79V188H77ZM99 189V188H98ZM129 189H130V187H129ZM70 190H72V189H70ZM86 190V189H85ZM91 190V189H90ZM95 190H96V187H95ZM110 190V189H109ZM109 190H107V192L109 191ZM116 190H118V189H116ZM116 190L114 191L113 190V192H114V196L116 195ZM134 190V189H133ZM135 190H136V188H135ZM134 190V191H135ZM139 190V189H138ZM76 190L75 189H73V191L72 192H75ZM78 191V190H77ZM127 191H129V190H126V192ZM65 192V191H64ZM90 192V191H89ZM106 192V193H107ZM110 192V191H109ZM109 192H108V194H109ZM112 192V193H113ZM119 192V191H118ZM123 192H119V193H117V194H126V193H123ZM133 192V191H132ZM61 193V192H60ZM67 193H69V190H68V192L66 191V195L65 196H67ZM77 193H79V191L77 192ZM96 192H94V194H95ZM98 193H99V190H98ZM102 193H103V191H102ZM105 193V192H104ZM103 193V197H105V194ZM111 193V194H112ZM137 193H138V191H137ZM158 193V192H157ZM70 194H73V193H71L70 192ZM69 194V196H67L66 198H69L71 195ZM83 194H84V191H83ZM87 193H85V195H86ZM94 194H92V195H90V194H87V196H90V197H88V200L89 201H85V200H87V196H85L84 195V198H82L83 196L81 195H78V194H76L75 193V195H76V197H75V195L72 197V198H74L73 200H76L77 198H79L77 201V203H76V205H75V207L77 206V205H79L80 207H81V205H85L86 204V202H91L90 200V198H91V196L94 198ZM97 194V193H96ZM128 194V193H127ZM131 194V193H130ZM136 194V193H135ZM47 195H48V193H47ZM61 195V194H60ZM62 195H63V193H62ZM61 195V196H62ZM63 195V196H64ZM129 195V194H128ZM139 195V194H138ZM142 195H144V193H142ZM56 196V195H55ZM80 196V197H79ZM113 195H111V197L109 198V199H107V197L108 196H106V198L104 199L103 197H102V195H101V192L99 193V196L97 195L96 197H102L104 200H109V202L108 203H110V199H111V201L112 202H114V196L112 197ZM127 196V195H126ZM126 196H125V198H126ZM133 196V195H132ZM162 196H163V194H162ZM57 197V196H56ZM70 197V198H71ZM94 198V199H99V198ZM120 197V196H119ZM136 197V196H135ZM161 197V196H160ZM58 198H59V194H58ZM69 198V199H70ZM82 198V199H81ZM102 198H100L98 201L100 202L101 200H103ZM116 198H118V196L116 195ZM122 199V203H123V200L125 199V198H123V195H122V197H121ZM127 198H129V197H127ZM126 198V199H127ZM138 198V197H137ZM163 198V197H162ZM164 198H165V196H164ZM44 199V198H43ZM125 199V200H126ZM130 199H132V198H130ZM130 199L128 200V201H130ZM139 199V198H138ZM47 200V199H46ZM45 200V202L47 203V201L49 200H47L46 201ZM51 200V199H50ZM63 199H59V201H62ZM82 200L83 201H85V202H82ZM118 200V199H117ZM119 200H120V198H119ZM124 200V202H126ZM134 200V199H133ZM135 200H136V198H135ZM134 200V201H135ZM141 200V199H140ZM252 200V199H251ZM251 200H249V201H251ZM64 201V200H63ZM71 201V200H70ZM80 201V202H79ZM93 201H95V200H93L92 199V202ZM49 202V201H48ZM73 202V201H72ZM91 202V203H92ZM120 202V201H119ZM116 202V207H118V211H119V208H120V211H119V213L116 215V218L117 217H119L118 215H120V212L123 210L124 212H121V215H123V213H124V215H125V213H128V211H130L129 209L131 208V206L130 205H132L133 206V201H131V203L132 204H130L129 206V208H128V211H126V209L127 208H125V207H123V209H121L122 208V203L120 202ZM138 201H135L134 203H135V206H136V203H137ZM40 203V202H39ZM51 203V201L49 202V204ZM55 203V202H54ZM61 203V202H60ZM65 203V202H64ZM63 203V204H64ZM117 203H119V204H117ZM252 203V202H251ZM48 204V203H47ZM66 204H68L69 205V203H66ZM81 204V205H80ZM94 203H92V205H90L89 204V206H95V205H93ZM113 204V203H112ZM115 204V203H114ZM113 204V205H114ZM40 205V204H39ZM46 205V204H45ZM44 204H43V206H45ZM71 205V204H70ZM74 205L72 204L71 206L73 207V209H74ZM87 205V204H86ZM118 205V206H117ZM124 205H125V203H124ZM128 205V204H127ZM41 206H42V204H41ZM50 206V205H49ZM60 206V205H59ZM86 207V211H87V209L89 208H91V207ZM112 206V205H111ZM111 206H109V208H110V210H112L111 208ZM126 206V205H125ZM68 207V206H67ZM66 207V208H67ZM80 207H78L79 209H80ZM114 207V206H113ZM54 208V207H53ZM56 208H57V206H56ZM69 208V207H68ZM77 208V207H76ZM77 208V209H78ZM71 210H72V208H70ZM77 209H76V211H77ZM85 209V208H84ZM113 209H115V208H113ZM51 210V209H50ZM66 210V209H65ZM82 210V209H81ZM109 210V211H110ZM117 209H115L114 211H116ZM53 211H55V210H53ZM59 211H61V210H59ZM58 211V212H59ZM73 211V210H72ZM108 211V212H109ZM114 211H110L112 214H113V212ZM118 211H116V212H118ZM131 211H132V213H133V210H132V208H131ZM130 211V212H131ZM134 211H136V210H134ZM62 213L64 212V210L62 209V211H61ZM67 214L68 213H70V212H66ZM74 213H75V211L74 212H72V217H74ZM81 213V212H80ZM79 213V211H78V214H79V216H81L82 214H83V212L80 214ZM130 214L131 215V217H132V215L133 216H136L135 214ZM65 214V213H64ZM63 214V215H64ZM109 215H108V218H111V214L110 213H108ZM70 214H68V216H69ZM84 215H85V213H84ZM120 215V216H121ZM130 215L129 216H127V218L128 217H130ZM67 216V218H70V217H68ZM78 216V215H77ZM110 216V217H109ZM71 217V218H72ZM82 217H84V216H82ZM126 217V216H125ZM124 217V218H125ZM113 219H114V215H113V217H112ZM124 218H122V219H124ZM126 218V219H127ZM83 219V218H82ZM81 219V220H82ZM112 219V220H113ZM121 219V218H120ZM119 219V220H120ZM126 219H124V220H126ZM129 219V218H128ZM117 220V219H116ZM60 222V221H59ZM121 222V221H120ZM78 223V222H77ZM117 225V224H116ZM126 226H128L129 224L127 223V224H125ZM74 226V225H73ZM125 226V227H126ZM129 226H132V224H130ZM143 226V225H142ZM72 227V226H71ZM115 227H117V226H115ZM121 227V228H120ZM125 227L123 226H120L119 225V227H118V229H122L123 230V228H124V230H123V232H126V233H128L127 231H126V229H125ZM133 227V226H132ZM136 227H138V226H136ZM140 229V228H139ZM139 229H137V230H139ZM145 229H147V227L145 228L144 227V229L143 230H145ZM135 230H136V228H135ZM137 230L135 231V232H133V234L135 235V233L137 234ZM140 230H142V228L140 229ZM150 230V229H149ZM152 231V230H151ZM132 232V231H131ZM147 232H149L148 230H147ZM150 233V232H149ZM129 234H130V231H129ZM139 234V233H138ZM137 234V235H138ZM140 234H141V232H140ZM153 234V233H152ZM155 234V233H154ZM153 234V235H154ZM149 235V234H148ZM139 236V235H138ZM143 237V236H142ZM155 238H156V236H154ZM131 238V237H130ZM140 238H141V236H140ZM144 238V237H143ZM148 239V238H147ZM147 239H145L144 238V240H147ZM151 238H149V240H150ZM157 239V238H156ZM144 240H142L141 242H143ZM156 242V241H155ZM253 242V241H252ZM135 243H138V242H135ZM153 244V243H152ZM250 244V243H249ZM248 244V245H249ZM253 244V243H252ZM135 245V244H134ZM134 245H133V247H134ZM138 245V244H137ZM143 245H145V244H143ZM160 245V244H159ZM256 245V244H255ZM139 246H141V244L139 245ZM253 247H254V245H252ZM138 247V246H137ZM145 248L147 247V249H148V246H144ZM140 248V247H139ZM144 248V250H147V249H145ZM159 248V247H158ZM250 248V247H249ZM255 248H256V246H255ZM136 249H138V248H136ZM141 249V248H140ZM252 249V248H251ZM250 249V250H251ZM156 250H158V249H156ZM155 250V251H156ZM164 250V249H163ZM162 250V251H163ZM245 250H247V249H245ZM249 250V251H250ZM155 251H153V252H155ZM248 251V252H249ZM255 251V250H254ZM141 252V251H140ZM253 252V251H252ZM149 253H151V251L149 252ZM158 253V252H157ZM157 253H156V255H157ZM245 253V252H244ZM249 253H251V252H249ZM153 254V253H152ZM155 254V253H154ZM158 254H160V252L158 253ZM165 254V253H164ZM245 254H247V253H245ZM155 255V256H156ZM161 255V254H160ZM162 256H163V254H162ZM169 256V255H168ZM246 256V255H245ZM147 257V256H146ZM160 257V256H159ZM165 260H163L165 263H166V259H167V255H166V257H163ZM247 258V257H246ZM252 258V257H251ZM157 259V258H156ZM159 259H161V258H159ZM248 259H250V258H248ZM144 260V259H143ZM151 260V259H150ZM174 260V259H173ZM176 260V259H175ZM174 260V261H175ZM178 260V259H177ZM247 260V259H246ZM254 259H250L249 261L251 262V261H253ZM160 260H158L157 262H159ZM173 261V262H174ZM255 261V260H254ZM257 261V260H256ZM156 262V263H157ZM168 262V261H167ZM176 262L177 261H175V264H176ZM160 263V262H159ZM159 263H157V264H159ZM170 264H172V262H169ZM181 264V263H180Z\"/></svg>", "mask_w": 264, "mask_h": 264}]
</instances>
